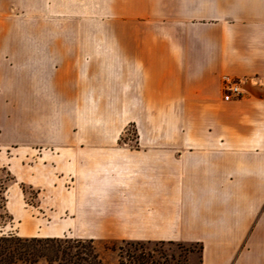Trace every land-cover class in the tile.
I'll return each mask as SVG.
<instances>
[{"label": "crops", "instance_id": "obj_1", "mask_svg": "<svg viewBox=\"0 0 264 264\" xmlns=\"http://www.w3.org/2000/svg\"><path fill=\"white\" fill-rule=\"evenodd\" d=\"M0 165L18 233L264 264V0H0Z\"/></svg>", "mask_w": 264, "mask_h": 264}, {"label": "rangeland", "instance_id": "obj_2", "mask_svg": "<svg viewBox=\"0 0 264 264\" xmlns=\"http://www.w3.org/2000/svg\"><path fill=\"white\" fill-rule=\"evenodd\" d=\"M130 129V128H129ZM6 172L8 176L13 178V175L6 168L0 165V190H2L1 182L5 179ZM8 179V177H7ZM13 180L7 181L6 186L12 183ZM26 203L35 204V191L30 188H25ZM6 209V202L4 210L0 209V234L12 232L14 235L21 237L27 236L25 232L18 233V221L11 216V219L1 216V212ZM35 237H72L69 234L60 236H39ZM94 251L102 260L103 264H196L194 251H198V246L184 243H166V242H148L141 241L138 244L129 245V243L121 240L113 239H94ZM1 252V248H0ZM0 264H4L0 259ZM15 264H32L30 262H16ZM36 264H57L56 262H48L44 258H40Z\"/></svg>", "mask_w": 264, "mask_h": 264}, {"label": "trees", "instance_id": "obj_3", "mask_svg": "<svg viewBox=\"0 0 264 264\" xmlns=\"http://www.w3.org/2000/svg\"><path fill=\"white\" fill-rule=\"evenodd\" d=\"M8 177V179H7ZM13 180L6 172L0 190V209L4 210L6 202L5 190L7 181ZM1 216L11 219L5 211ZM133 245L140 243L137 240H121ZM0 259L4 264L16 262H30L36 264L40 258L57 264H103L94 251L93 239L72 237H21L12 232L0 234ZM121 264V263H120Z\"/></svg>", "mask_w": 264, "mask_h": 264}, {"label": "built area", "instance_id": "obj_4", "mask_svg": "<svg viewBox=\"0 0 264 264\" xmlns=\"http://www.w3.org/2000/svg\"><path fill=\"white\" fill-rule=\"evenodd\" d=\"M222 90V97L224 100L239 98L244 92L241 81L237 79H232L228 76L223 77Z\"/></svg>", "mask_w": 264, "mask_h": 264}]
</instances>
